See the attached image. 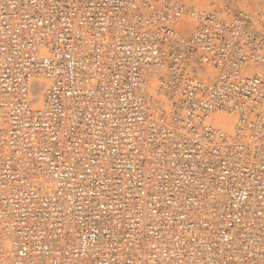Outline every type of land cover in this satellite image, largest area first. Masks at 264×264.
Here are the masks:
<instances>
[{"label": "built area", "instance_id": "2783aa9c", "mask_svg": "<svg viewBox=\"0 0 264 264\" xmlns=\"http://www.w3.org/2000/svg\"><path fill=\"white\" fill-rule=\"evenodd\" d=\"M0 264H264V0H0Z\"/></svg>", "mask_w": 264, "mask_h": 264}, {"label": "bare ground", "instance_id": "6f19581e", "mask_svg": "<svg viewBox=\"0 0 264 264\" xmlns=\"http://www.w3.org/2000/svg\"><path fill=\"white\" fill-rule=\"evenodd\" d=\"M191 19V18H190ZM193 20V19H192ZM192 23V22H191ZM189 24V23H188ZM187 28V27H186ZM194 30H195V22L193 21V29H192V31L189 33V34H192L193 32H194ZM203 66V65H202ZM203 72H201L200 74H197V76L198 77H201V78H211V76H212V74H213V71H212V69L210 68V66L209 67H207V66H204V68H203ZM150 79V78H149ZM154 85H155V82L154 81H152V80H150L149 81V83L147 84V88H148V92H152V89H153V87H154ZM147 88H146V91H147ZM165 98L166 97H163V96H159L158 97V101H156V104L157 105H163V102L165 101ZM224 115H215V120H214V126L216 127V128H220V129H222L223 127H222V125H224V127H225V130L228 132H232L233 131V123H234V118L232 117V118H225V117H223Z\"/></svg>", "mask_w": 264, "mask_h": 264}, {"label": "rangeland", "instance_id": "374dc122", "mask_svg": "<svg viewBox=\"0 0 264 264\" xmlns=\"http://www.w3.org/2000/svg\"><path fill=\"white\" fill-rule=\"evenodd\" d=\"M239 1L240 0H218V7H221L223 2H230V3L234 4V5H236ZM204 3H205V1L202 3L201 6H199V8L200 7H203L204 6ZM182 22H181L182 24L185 23V25L187 26L186 32H187V34H189L192 31V29H193V20L190 19V18H184V19H182Z\"/></svg>", "mask_w": 264, "mask_h": 264}]
</instances>
